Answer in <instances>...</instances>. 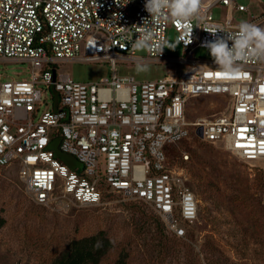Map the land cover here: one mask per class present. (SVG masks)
Masks as SVG:
<instances>
[{
	"label": "built area",
	"instance_id": "2783aa9c",
	"mask_svg": "<svg viewBox=\"0 0 264 264\" xmlns=\"http://www.w3.org/2000/svg\"><path fill=\"white\" fill-rule=\"evenodd\" d=\"M144 5L0 0V59L32 66L30 79H0V167L16 163L19 180L40 205L95 206L114 194L149 205L169 233L185 238L186 226L198 220L199 200L185 169L169 160L166 148L172 144L198 136L258 164L264 204V62L249 55L232 76L195 57L198 48L208 49L205 42L227 39L238 28L231 17L217 21L214 7L247 11L239 0H203L189 25L191 43L183 42L186 25L162 20L153 26L152 48L145 49V60L173 61L185 70L150 81L118 76V59L137 60L132 43L138 27L151 19ZM169 26L178 33L181 58H168L165 48L160 55L157 48L166 44ZM66 61H109L112 74L78 82L58 73L57 63ZM197 96L230 100L228 113L188 120L187 100ZM47 103L50 109L43 108ZM55 141L82 167L66 165L51 146ZM180 159L187 163L189 153L181 152Z\"/></svg>",
	"mask_w": 264,
	"mask_h": 264
},
{
	"label": "rangeland",
	"instance_id": "374dc122",
	"mask_svg": "<svg viewBox=\"0 0 264 264\" xmlns=\"http://www.w3.org/2000/svg\"><path fill=\"white\" fill-rule=\"evenodd\" d=\"M239 3L247 11L217 5L214 18L224 22L231 17L236 25L248 21L264 27V0ZM177 35L169 26L166 44L175 48L165 47L168 58L184 56ZM146 57L145 49H136L137 60L118 59L117 75L150 81L186 69L173 61L154 62ZM195 57L213 61L205 48H198ZM138 65H146L148 70L138 72ZM56 68L78 82H97L112 74L109 61H66L57 63ZM31 74L29 62L0 59V79H30ZM47 104L44 109L51 108ZM230 104L219 96L190 97L187 119L228 113ZM198 139L193 136L166 148L170 162L185 169L188 185L199 200L198 220L191 226L195 235L185 239L175 238L157 225L158 216L149 205L126 202L114 194L95 206L40 205L19 180L16 163L0 167V216L5 219L0 229V264H56L74 243L95 236L111 243L99 264H264V205L258 164L242 160L222 143ZM183 151L190 155L187 163L180 159ZM58 157L67 161L66 165L74 163L69 156Z\"/></svg>",
	"mask_w": 264,
	"mask_h": 264
},
{
	"label": "clouds",
	"instance_id": "9594fccd",
	"mask_svg": "<svg viewBox=\"0 0 264 264\" xmlns=\"http://www.w3.org/2000/svg\"><path fill=\"white\" fill-rule=\"evenodd\" d=\"M203 0H145V11L151 19H145L143 26H139L138 37L133 41L132 47L137 50L150 49L153 46V26L159 21H168L186 25L187 39L185 45L192 42L190 22L196 18L202 8ZM216 32V31H215ZM215 32H210L215 34ZM231 41V46H229ZM217 69L222 73L235 76L241 71V62L249 55L264 59V27L248 21H241L234 34L227 39L217 37L205 45ZM174 49L171 44L159 43L157 48L162 54L164 48ZM146 65H138L137 71H147Z\"/></svg>",
	"mask_w": 264,
	"mask_h": 264
},
{
	"label": "trees",
	"instance_id": "16d2710c",
	"mask_svg": "<svg viewBox=\"0 0 264 264\" xmlns=\"http://www.w3.org/2000/svg\"><path fill=\"white\" fill-rule=\"evenodd\" d=\"M199 142H203V141L199 140ZM261 179H262V175H261ZM260 191H261V181H260ZM4 224H5V219L0 216V229L3 227ZM156 224L159 226L161 225L164 229H166L159 217H157ZM163 231L164 230L160 232ZM189 235L194 237L195 233L192 231L191 226H186L185 238H187ZM174 237L178 238L176 236ZM185 238H179V239H185ZM109 248H111L110 241L108 239H102L101 236L85 238L70 246L68 250H66L65 256L59 259L58 261H56V264H99L100 258L106 254Z\"/></svg>",
	"mask_w": 264,
	"mask_h": 264
},
{
	"label": "water",
	"instance_id": "95a60500",
	"mask_svg": "<svg viewBox=\"0 0 264 264\" xmlns=\"http://www.w3.org/2000/svg\"><path fill=\"white\" fill-rule=\"evenodd\" d=\"M54 95H55L54 109L56 110V109H57V93H54ZM198 135L201 136V132H198ZM51 146H53L52 148L57 152V155H58V156H59V155H65V156H69V157H71V158L74 159V163L71 162L70 164H68L71 168L82 167V165L76 160L75 157H73V156H71V155H67V154L61 153V152L59 151V149H58V141L53 142ZM54 146H55V147H54ZM66 162H67V161H66ZM66 162H64V163H66ZM66 164H67V163H66Z\"/></svg>",
	"mask_w": 264,
	"mask_h": 264
}]
</instances>
